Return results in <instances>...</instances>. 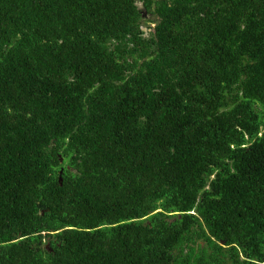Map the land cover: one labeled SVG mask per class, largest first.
Listing matches in <instances>:
<instances>
[{
  "label": "trees",
  "instance_id": "1",
  "mask_svg": "<svg viewBox=\"0 0 264 264\" xmlns=\"http://www.w3.org/2000/svg\"><path fill=\"white\" fill-rule=\"evenodd\" d=\"M0 264H264V0H0Z\"/></svg>",
  "mask_w": 264,
  "mask_h": 264
}]
</instances>
